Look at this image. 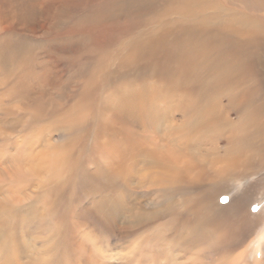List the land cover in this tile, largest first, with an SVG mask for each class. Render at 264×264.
<instances>
[{
    "label": "bare ground",
    "instance_id": "1",
    "mask_svg": "<svg viewBox=\"0 0 264 264\" xmlns=\"http://www.w3.org/2000/svg\"><path fill=\"white\" fill-rule=\"evenodd\" d=\"M150 8L138 11L136 22L110 28L112 37H105V26L100 34L106 39L105 46L103 40L98 41L100 36L95 37L93 45L101 53L91 73L78 85L72 104L50 110L34 97L19 104L7 95L0 102L3 114L31 112L71 128L92 124L81 149L91 150L89 161L96 167L86 173L89 180L99 183L100 193H93L91 207L100 214L137 209L128 188L124 192L112 188L116 183L164 190L194 180L231 179L235 172L264 168V76L253 62L255 57L258 61L264 58V0H167L158 11ZM147 14L146 20L139 19ZM8 21L6 18L5 23ZM182 31L189 35L172 41ZM198 31H217L220 36L193 39L192 33ZM90 33L97 31L93 28ZM247 46L248 53L235 54L236 49ZM150 61L163 69L140 75L130 72L145 71V63ZM172 62L177 64L175 81L167 70ZM19 79L11 92L28 95L34 86L48 80V74L27 70ZM4 131L0 126V133ZM47 135L42 127L0 144V264H21L14 255L23 264L65 263L60 252L70 248L72 208L64 204L63 196L78 168L72 165L53 175L54 167L45 189L48 175L44 171L52 163L69 159L76 144L71 140L70 148L50 147L52 137ZM250 135L254 139L246 142L237 138ZM219 138L231 140L224 150ZM210 139L214 142L208 149ZM58 203L62 205L58 221L62 229L42 239L38 251L32 243L15 237L18 226L30 220L29 214L42 208L58 212ZM238 223L243 228L230 227L232 237L224 242H244L249 224Z\"/></svg>",
    "mask_w": 264,
    "mask_h": 264
},
{
    "label": "rangeland",
    "instance_id": "2",
    "mask_svg": "<svg viewBox=\"0 0 264 264\" xmlns=\"http://www.w3.org/2000/svg\"><path fill=\"white\" fill-rule=\"evenodd\" d=\"M108 3L109 0H0V102L2 98L7 99V95L19 104L33 101L34 97L45 109L51 107L50 110L72 104V96H76L80 89L78 85L91 73L92 64L97 61V54L101 53L100 49L96 51L93 43L96 36L101 37L100 34L105 32V26V37H112L110 28H115L116 24L136 22L138 11H146L147 7L158 11L167 4V0H115L112 5ZM148 16L139 19L146 20ZM6 18L9 20L7 23ZM93 28L96 34L90 33ZM185 35L189 33L182 31L171 39L178 40ZM208 36L218 38L220 34L217 31L192 33L193 39ZM99 40H103L105 46L106 39ZM249 51L250 47L247 46L236 49L235 54ZM261 53L264 56V48ZM172 55L175 53L172 52ZM253 62L258 74L264 76V58L258 61L255 57ZM145 66V71L138 68L130 72L140 75L163 69L151 61ZM27 70L36 74L47 73L48 80L34 86L33 93L29 92L28 95L22 92L13 94L11 91ZM167 70L173 73L175 81L177 64L170 63ZM261 96L264 99L263 87ZM226 103L223 99L222 104ZM8 114H3L0 106V126L6 130L5 134L0 133V144L3 139L15 140L42 127L44 134L52 137L50 147L63 145L70 148L71 140L76 144L75 152L69 159L52 163L44 171L48 176L43 189L50 183L51 174L55 175L72 165L78 168L63 196L64 204H71L72 208L70 248L67 253L60 252L64 264H264V168L249 169L243 174L235 172L231 179L213 177L205 182L194 180L164 190L148 186L133 188L116 183L112 188L123 192L128 188L137 209L130 212L126 208H119L121 210L100 214L91 207L93 193H100L97 191L99 186L97 182L89 180L86 173L94 171L96 167L89 159L91 150L81 149L92 124L71 128L48 122V118H39L31 112ZM34 116L36 120L32 121ZM250 136L237 138L246 142L255 137ZM210 140L208 149L210 143L214 142ZM218 142L221 150H224L231 140L219 138ZM54 167L57 168L51 173ZM234 181L242 185L238 187ZM130 192L127 191L129 195L126 193L128 200ZM59 203L58 212L42 208L36 214H29L30 220L18 226L15 237L32 243L38 251L42 239L54 234L59 227L62 229L58 223L62 210ZM238 220L244 225L249 224L244 242H224L232 235L230 227L237 225L236 228H243ZM14 258L23 264L19 255H14ZM53 264H59V260Z\"/></svg>",
    "mask_w": 264,
    "mask_h": 264
}]
</instances>
